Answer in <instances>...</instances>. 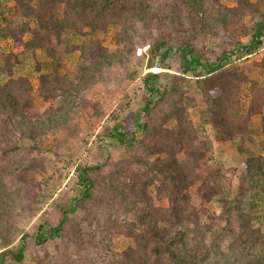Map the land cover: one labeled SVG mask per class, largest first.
<instances>
[{
    "label": "trees",
    "instance_id": "trees-1",
    "mask_svg": "<svg viewBox=\"0 0 264 264\" xmlns=\"http://www.w3.org/2000/svg\"><path fill=\"white\" fill-rule=\"evenodd\" d=\"M10 2L0 14V38L11 43L0 49V264H264V154L247 153L234 197L230 171L212 157L215 142L254 150L255 116L264 134V85L241 115L243 76L232 63L260 49L264 0ZM97 30L109 31L113 52ZM37 49L47 61L36 60ZM139 66L151 71L143 94L126 95L95 135L101 162L77 163L69 187L59 170L58 189L32 191L45 161L60 160L45 148L49 137L66 140L82 132L80 117H103L91 88L118 89ZM32 91L47 104L42 111ZM113 146L126 154L119 161ZM196 183L194 199L216 202L218 216L194 205L188 185Z\"/></svg>",
    "mask_w": 264,
    "mask_h": 264
},
{
    "label": "rangeland",
    "instance_id": "rangeland-1",
    "mask_svg": "<svg viewBox=\"0 0 264 264\" xmlns=\"http://www.w3.org/2000/svg\"><path fill=\"white\" fill-rule=\"evenodd\" d=\"M230 3H231V0H230ZM12 6H13V3L10 2V0H1L0 14L7 17L8 11L10 8H12ZM59 7L61 6L59 5ZM95 34L100 37L99 39L102 41L104 46L108 48L109 52H113L115 50V48L109 41V31L103 32V31L97 30ZM29 36L30 34L26 33L23 36V40L24 41L28 40ZM245 40L246 38H243V37L239 39L240 42H244ZM10 44L11 43L9 40H3L0 38V49L8 50L10 48ZM263 47H264V42L262 43L260 49L257 50L256 52H252L248 55L243 56L240 60L232 62V63H236L237 65V73H239L238 76L240 75L243 76V78L241 79V85H240L241 88H240V95H239L241 106H243V109L239 110L241 115L245 114L246 106L248 105L250 101L251 93L254 92V87L264 85V49ZM145 49L146 47L142 48V52L145 53V58L143 60L144 62L147 60V53L145 52ZM34 55H35L36 60L40 61L41 63L48 60L45 52L41 49H37L34 52ZM208 55L210 56L211 59H213L210 51L207 52V56ZM172 63L175 64L174 61H172L170 64ZM114 67L118 68L116 65H114ZM154 68L158 69L157 66H155ZM64 70L65 69H63V71ZM137 70L139 72V75L136 76L133 80L125 83L118 89H113V88L104 89V88H99L98 86H94L93 88H91V90L89 91L87 95L88 99L89 101L96 103L99 106V112L103 113V117L97 118V119L91 118L90 120H87V119L85 120V119H82V117H80L79 118L81 122L80 127L81 125L83 127L84 126L86 127L85 128L81 127L82 132L75 134L74 137L68 138L66 140L60 139L61 135L49 137V139L47 140L45 144V148H48V149H51L52 151L60 153V160L58 158H54V159L52 158L48 162L45 161L44 170H42V172L39 175L34 174L33 178L35 179L33 180H35L36 182L32 186V189H33L32 191L40 194L42 190L44 189L45 184H46V188L49 186L48 187L49 190L54 191L58 189L59 185H58L57 176L59 173H57V171L59 170L62 176L59 182H61V185L63 187L64 186L69 187L68 185H71V184L70 182L68 183L67 180L69 178L70 180L74 179L73 170L77 163L82 164L85 162L87 163L101 162L102 154H104L105 152L104 146L102 145V147L100 148L97 146V144L94 141L95 135L97 133H100L105 125H109L111 123L109 122L110 115L112 114V112L114 113L118 105L121 104L124 99H126L125 98L126 95L131 100L134 97L139 98V96L143 94L142 77L146 72H151V71L146 70L144 66L143 67L139 66ZM63 71H61V73ZM27 78H29V80L31 81V83L33 84L35 88L37 85V80L35 79V77L32 74H28ZM233 80H234V77H230L227 79V82L229 83L230 87L233 83ZM187 91L190 92L191 89L187 88ZM30 96L33 99L34 106L37 109H40V111H42L47 106V104L42 103L36 97L34 91L30 93ZM134 109H135V106L130 108V110H134ZM189 112L195 118L194 119L195 123L197 125H200L201 127L203 118L198 116V114H194V112L192 111H189ZM262 114H264V107L262 109ZM259 121H260V115L255 116L250 121V127L253 130L252 132L253 144L255 146L254 150L252 151L247 148L245 152L241 154V153H238L234 149V147L231 145L230 142H223V143L215 142L214 143L213 153H212L213 160L217 162H221L223 166L227 168L226 170L228 172L230 171V173H228L227 176L229 177L228 180L231 182V185H230L231 197H234L237 195L239 178L243 174L242 162L244 161V158L247 155V153L255 152V153L264 154L263 151H261V145H262V142L264 141V134L261 132ZM201 130L203 129L201 128ZM206 133L209 137L213 138V133L210 132V128L207 129ZM149 140L155 141V139L153 138L152 140L151 139ZM49 155L50 153H48L47 156ZM123 155H126L123 149H120L117 146H113L111 156L114 161L121 160L123 158ZM127 157L130 158V156H127ZM196 167L199 170L201 176H204L208 172V169H209L208 166L207 167L202 166V169H200L199 165H197ZM66 183L68 184L65 185ZM188 187H189L188 194L193 198L194 205L197 208H199L202 204L194 199V195L196 194L197 188H198L197 183L189 184ZM149 192L152 195L153 200L155 201L156 204L162 207H169L168 198L154 197V192L152 189H149ZM218 206L219 205L216 204V202H211V204H203L202 209L200 211L204 212L203 210L208 209L216 217L220 214ZM80 216L81 214H77V217H80ZM218 223H222V222L218 221ZM15 225L19 229H22V228L27 229L30 227L29 223H23L21 221L16 222ZM84 230L85 232L90 231V229H87V228Z\"/></svg>",
    "mask_w": 264,
    "mask_h": 264
},
{
    "label": "built area",
    "instance_id": "built-area-1",
    "mask_svg": "<svg viewBox=\"0 0 264 264\" xmlns=\"http://www.w3.org/2000/svg\"><path fill=\"white\" fill-rule=\"evenodd\" d=\"M263 42H264V39H263ZM263 49H264V47H263Z\"/></svg>",
    "mask_w": 264,
    "mask_h": 264
}]
</instances>
